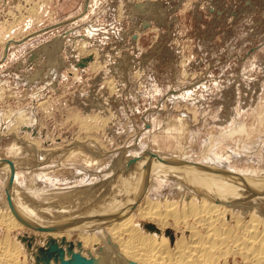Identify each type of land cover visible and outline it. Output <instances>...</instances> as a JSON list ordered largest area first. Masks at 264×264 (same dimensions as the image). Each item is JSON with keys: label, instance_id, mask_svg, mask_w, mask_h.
Returning <instances> with one entry per match:
<instances>
[{"label": "rangeland", "instance_id": "rangeland-1", "mask_svg": "<svg viewBox=\"0 0 264 264\" xmlns=\"http://www.w3.org/2000/svg\"><path fill=\"white\" fill-rule=\"evenodd\" d=\"M0 96V157L22 186L31 175L76 194L110 176L124 148L200 161L209 140L221 167L263 173L264 0H0ZM20 138L37 139L41 164ZM176 183L158 180L152 197ZM18 229L30 251L46 244L45 233Z\"/></svg>", "mask_w": 264, "mask_h": 264}, {"label": "bare ground", "instance_id": "bare-ground-1", "mask_svg": "<svg viewBox=\"0 0 264 264\" xmlns=\"http://www.w3.org/2000/svg\"><path fill=\"white\" fill-rule=\"evenodd\" d=\"M53 58L52 73L60 65ZM20 115L19 124L26 118L23 112ZM20 139L38 153L36 161L41 164L37 139ZM209 141L203 151L209 158L200 161L186 153L166 155L146 145L137 156L124 148L107 171L110 176L87 189L80 186L76 194L67 187L44 186L31 175L22 186L15 174L8 186L15 163L0 157L5 192L0 194V264H39L49 244L63 237L69 240L73 234L77 236L75 251L87 255L85 251L94 250L95 257L111 264H231L238 257L245 264H264V172L240 173L221 167L212 160ZM89 143L95 157L104 156L95 142ZM90 161L91 166L98 164L97 159ZM158 180H176V191L152 197ZM26 226L45 233L46 246L31 245L30 251L27 243L12 234Z\"/></svg>", "mask_w": 264, "mask_h": 264}, {"label": "water", "instance_id": "water-1", "mask_svg": "<svg viewBox=\"0 0 264 264\" xmlns=\"http://www.w3.org/2000/svg\"><path fill=\"white\" fill-rule=\"evenodd\" d=\"M146 5L145 2L136 3V7L139 9H144ZM150 22H144V27H148ZM36 54H32L31 59L34 61ZM92 59V56L83 57L80 61L77 62V65L84 67L88 64L89 60ZM14 171H12L11 179L8 186H11L12 180L14 178ZM8 191V189H7ZM9 197V196H8ZM24 223V222H23ZM33 228V227H32ZM57 227L44 228V227H34V230L39 231H51L55 230ZM58 230L60 228H57ZM77 245L80 246L79 242ZM75 243L73 241L67 240L65 237L61 239L60 242H52L49 244L42 252V261L39 264H111L103 262L100 257H95L92 254L88 256L84 255L81 251L74 250ZM125 264V263H123ZM126 264H137L134 261H130Z\"/></svg>", "mask_w": 264, "mask_h": 264}]
</instances>
